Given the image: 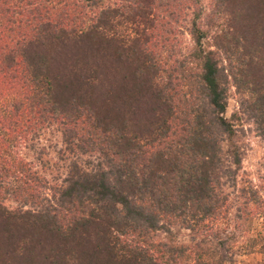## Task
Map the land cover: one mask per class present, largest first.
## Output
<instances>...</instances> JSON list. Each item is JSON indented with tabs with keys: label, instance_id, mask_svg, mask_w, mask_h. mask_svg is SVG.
I'll return each instance as SVG.
<instances>
[{
	"label": "trees",
	"instance_id": "obj_1",
	"mask_svg": "<svg viewBox=\"0 0 264 264\" xmlns=\"http://www.w3.org/2000/svg\"><path fill=\"white\" fill-rule=\"evenodd\" d=\"M208 5L0 0V264H225L256 246L264 264V178L239 181L224 115L234 86L264 141V0ZM52 125L73 160L48 187L17 149Z\"/></svg>",
	"mask_w": 264,
	"mask_h": 264
},
{
	"label": "rangeland",
	"instance_id": "obj_2",
	"mask_svg": "<svg viewBox=\"0 0 264 264\" xmlns=\"http://www.w3.org/2000/svg\"><path fill=\"white\" fill-rule=\"evenodd\" d=\"M205 9V14L209 11L210 0H200ZM203 22L206 17L203 15ZM181 45L186 49L192 44L191 38L188 33L184 32L181 35ZM212 38L209 36L203 40L205 48H212L210 44ZM224 63V62H223ZM234 86H230L228 90L227 106L224 112L226 117H230L233 113L238 115L235 118L236 125L241 127L237 133L236 141L241 147V169L238 175L239 181L248 182L253 185H259L264 178V141L258 135L252 119L246 117L239 112V99ZM63 148L61 134L58 129L52 125L44 128L38 135H34L26 142H23L18 147L20 156L31 162V166L37 169L38 172L45 177L48 187H55L63 183V179L68 175L70 170V163L72 157L63 158L60 154V149ZM98 158L95 155H82L77 159V163L86 167L96 163ZM47 197H51L53 189L47 188L43 190ZM7 205L17 207L20 204L9 198L6 200ZM29 207L28 204L24 208ZM258 226V222L255 223ZM229 228H227L228 230ZM226 230V231H227ZM228 232V231H227ZM185 232L180 234L181 238H185ZM226 236V233L223 234ZM238 244V242H236ZM262 254L256 246L248 251H235L233 252V259L231 262L225 264H255L261 261Z\"/></svg>",
	"mask_w": 264,
	"mask_h": 264
}]
</instances>
